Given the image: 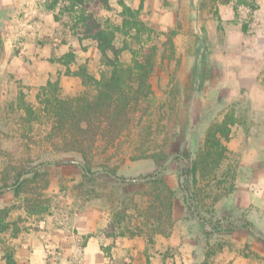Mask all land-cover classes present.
<instances>
[{
    "label": "crops",
    "instance_id": "1",
    "mask_svg": "<svg viewBox=\"0 0 264 264\" xmlns=\"http://www.w3.org/2000/svg\"><path fill=\"white\" fill-rule=\"evenodd\" d=\"M181 1L123 0L131 9L142 4L139 20L163 31L171 27ZM198 1L199 15L193 17L191 30L197 38L192 46L199 52V131L226 114L234 118L224 142L232 163V189L222 192L209 210H199L212 223L224 215L230 221L211 230L188 211L177 180L171 186L179 192L167 233L150 239L145 234L109 236L107 206L89 202L63 221H47L10 237L15 264H264V0ZM48 2L0 0V71L34 92L58 80L65 94H75L83 86L74 72L84 65L98 77L101 55L96 41L80 39L55 18L59 9L49 8ZM108 4L99 7V18L121 26L119 0ZM124 43L128 48L119 58L128 63L135 43L117 32L114 45ZM66 53L73 58L61 61ZM0 85L2 96L6 81ZM5 204L7 199H0V207Z\"/></svg>",
    "mask_w": 264,
    "mask_h": 264
},
{
    "label": "rangeland",
    "instance_id": "2",
    "mask_svg": "<svg viewBox=\"0 0 264 264\" xmlns=\"http://www.w3.org/2000/svg\"><path fill=\"white\" fill-rule=\"evenodd\" d=\"M198 2L182 0L173 13L170 28L166 31L153 28L140 35L141 41L135 43L136 49L147 45L156 47L150 77L153 89L150 107L142 116H136L128 131L112 147L104 149L103 145H98L90 157L93 169L104 164L115 166L118 175L134 172L139 174L126 177H137L155 169V159L150 156L152 153L194 152L203 145L206 130L199 131V52L192 46V40L196 42L197 38L191 30L193 17L199 15ZM61 21L68 27L66 15L61 17ZM187 46L191 51H185ZM131 60L132 56L128 63ZM5 81V92L0 95V199H7V204L0 209H10L2 219V224H8V227L0 232V256L4 258L7 252H12L9 238L14 233L35 230L47 221H63L73 210H81L89 202L107 206L111 219L115 206L136 203L143 207L147 204L150 196L142 191L124 193L121 187L104 179L83 180L80 169L70 162L76 154L62 150L56 138L51 137L52 125L39 110L37 95L42 86L34 92L21 80L1 70L0 83ZM61 93L74 95L65 94L63 90ZM26 107L36 111L34 118L27 113ZM229 160L226 155L221 161L216 180L199 181L201 209L209 208L212 196L230 186L233 172ZM42 162L48 163L39 169L40 175L33 177L29 173L21 176L20 180L24 181L15 196L9 185L14 183L16 175ZM163 177L170 186L178 180L173 167L167 168ZM145 189L149 191L150 187ZM205 194L210 196L204 198ZM36 201L47 206L43 213L27 211V207ZM121 201L125 203L121 205ZM126 215L122 226L131 229L135 221H141L137 211L131 207Z\"/></svg>",
    "mask_w": 264,
    "mask_h": 264
},
{
    "label": "trees",
    "instance_id": "3",
    "mask_svg": "<svg viewBox=\"0 0 264 264\" xmlns=\"http://www.w3.org/2000/svg\"><path fill=\"white\" fill-rule=\"evenodd\" d=\"M119 3L122 6L123 19L121 26H116L109 20L102 21L98 16L99 7L109 8L108 0H49V8L58 6L56 19L66 15V23L74 34L80 39L91 38L96 41L103 68L99 76L95 77L88 73L84 65H80L74 74L80 77L84 88L72 96L62 95L58 80H49L37 95L41 106L39 110L52 125L51 137L56 138L62 150L76 154V158L70 162L80 169L83 180L104 179L121 187L124 193L133 190L137 194L142 191L150 196L143 207L136 203L129 206L124 204L125 201L120 202L123 206L113 207L112 219L106 229L107 235L116 237L145 234L150 239L155 233L165 234L171 229L172 208L177 189L171 187L163 177V172L169 167H173L177 172L178 189L184 194L188 211L201 221L209 223L211 230L217 231L221 229V223L230 220L224 215L222 219L212 223L200 214L202 198L199 194L202 188L198 184L200 180L217 179V170L227 155L224 142L230 138V124L234 122L230 114L208 126L203 145L196 151H158L150 154L155 159L156 167L147 174L126 177L118 175L115 166L108 167L104 164L98 165L97 169L92 168L90 157L98 145H103L104 149L112 147L128 131L136 116L146 113L153 94L150 77L154 68L155 45L140 46L139 49L130 47V63H123L119 58L122 50L128 48V44L124 43L120 47L114 45L117 32L128 35L137 43L141 41L142 32L150 31L151 28L138 18L142 4L138 9H131L123 0H119ZM72 58V53H66L61 60L69 61ZM26 110L35 117L36 111L31 107H26ZM46 163L48 162L39 163L32 169L16 175L14 183L9 185L15 196L19 194L24 181L20 180L21 176L29 173H32L33 177L40 175L39 169ZM147 187H150L149 191L145 189ZM231 189L230 184L224 192ZM221 194L212 196L210 206ZM209 196L205 194L204 198ZM210 206L206 210H209ZM129 207L137 211V216L141 219L135 221L131 229L121 225ZM9 209H0V232L8 227V224H2V219L7 216ZM46 209L47 206L40 205V201L27 207V211L38 214ZM4 260L5 264H15L12 252H7Z\"/></svg>",
    "mask_w": 264,
    "mask_h": 264
}]
</instances>
